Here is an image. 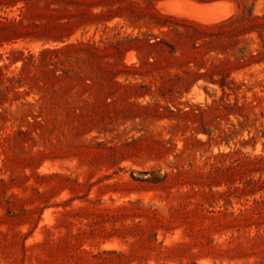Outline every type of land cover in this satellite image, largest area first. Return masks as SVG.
I'll return each mask as SVG.
<instances>
[{"label": "rangeland", "instance_id": "1", "mask_svg": "<svg viewBox=\"0 0 264 264\" xmlns=\"http://www.w3.org/2000/svg\"><path fill=\"white\" fill-rule=\"evenodd\" d=\"M77 3L67 42L92 59L0 29V264H264V30L202 27L254 5L264 24V0Z\"/></svg>", "mask_w": 264, "mask_h": 264}, {"label": "trees", "instance_id": "2", "mask_svg": "<svg viewBox=\"0 0 264 264\" xmlns=\"http://www.w3.org/2000/svg\"><path fill=\"white\" fill-rule=\"evenodd\" d=\"M12 1V0H10ZM21 1L23 3V6L21 8V15L20 19L16 20H8L5 18V21L7 23H1L0 22V29L3 32H13L14 36L17 38L24 37V36H35L37 40L43 41V42H58L65 44L62 48L51 50V52L55 53L56 55L60 54H70V55H78L81 53H87L89 54L90 58H93V51H91L90 47L95 48L94 43H88V44H74V43H68L73 35V30L75 29L74 23H71V21L75 18V14L72 11L73 8L77 7L78 0H17ZM88 3L85 4L86 9H92L95 7H99L103 2L105 1H111V0H84ZM156 1L160 0H143L144 4H146L145 8L148 6H153L156 4ZM5 4V0H0V6ZM8 4V3H7ZM115 5V2H113L110 7L113 8ZM255 6V5H254ZM254 6L252 8L244 11L242 15H235L229 19L223 20L221 22H218L213 25H207L202 26L204 28L208 29H225L230 26H236L239 24L240 26L244 25V23H249L250 27H244L243 30H238L237 35L235 38H237V42L239 43V37L243 34H250L257 30V27L260 28V30H264V24L263 23H257L258 19L260 17L254 15ZM128 11L132 13L135 17L137 15H142L140 17L142 18H148L149 20H155L160 21L163 18V15L156 13L153 8L152 9H143L141 13L137 14V2H129V6L127 7ZM240 8V7H239ZM119 12H126L121 7L118 8V10L114 11L112 9H109L108 12L104 11V7L100 12L91 14L94 18L101 19L107 14H115ZM123 14L120 13L118 15H114L109 18V20L114 18H123ZM1 18V17H0ZM244 22V23H243ZM184 23H187L185 21ZM254 24V25H251ZM165 25H160V27H164ZM238 29V27L236 26ZM24 29V31H23ZM144 39L146 40H152L153 35L150 34H143ZM13 37V36H12ZM19 37V38H20ZM16 39V38H15ZM156 40V38L154 37ZM139 40V39H137ZM157 42V41H156ZM101 43L105 44V42L101 41ZM122 42H119L118 44H121ZM159 43H165L171 50L170 52L173 54H176V49L174 46L169 45L165 41L160 40ZM113 47V45H111ZM99 49V47H96ZM251 59V57L248 56L247 50L245 48H241L239 50V55L235 58V61H238L239 63H245ZM123 60V58L121 59ZM85 63V61H84ZM96 63L94 61H91V66L87 65L86 69L92 70L93 73L96 72ZM78 73L74 70L65 72V78H70L75 74ZM227 85H223L222 88L225 90ZM264 160V159H263ZM260 160V161H263ZM255 185L258 184V182H254ZM256 203L261 204L262 202L256 201Z\"/></svg>", "mask_w": 264, "mask_h": 264}, {"label": "bare ground", "instance_id": "3", "mask_svg": "<svg viewBox=\"0 0 264 264\" xmlns=\"http://www.w3.org/2000/svg\"><path fill=\"white\" fill-rule=\"evenodd\" d=\"M168 2V1H167ZM182 2H184V1H182ZM188 2V1H187ZM187 2H185V3H187ZM165 4L164 5H166V6H169L168 7V9L170 10V11H176V10H178V9H176V10H174V8L172 9L171 8V6L172 5H174L176 2H171L170 4H168V3H166V2H164ZM172 3H174V4H172ZM222 2H220V4H221ZM179 4V3H178ZM192 4V3H191ZM223 4V3H222ZM180 5V4H179ZM187 6V5H186ZM219 6H221V5H219V3H214V4H210V5H199V4H196V3H193L192 4V7H193V9H194V11H195V14H193L192 16L194 17V18H196L197 20H199L200 22H203V23H214V22H217L218 20H220V19H222V18H224L226 15H219V14H217L218 13V11L217 12H215L216 14L214 15L213 13H210L209 11L211 10L212 12H213V10H215L216 8L218 9V7ZM173 7H175V6H173ZM172 9V10H171ZM183 11V10H182ZM191 11H192V9H191ZM216 11V10H215ZM221 11H219V13H220ZM178 13H180V12H178ZM224 13H226L227 14V12H224ZM182 14H183V12H182ZM190 14V13H189ZM222 14V13H221ZM226 18V17H225Z\"/></svg>", "mask_w": 264, "mask_h": 264}]
</instances>
